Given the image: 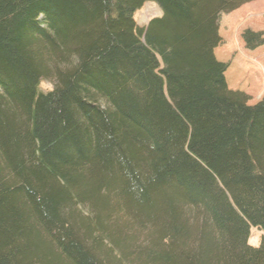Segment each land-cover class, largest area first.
<instances>
[{
	"label": "trees",
	"instance_id": "trees-1",
	"mask_svg": "<svg viewBox=\"0 0 264 264\" xmlns=\"http://www.w3.org/2000/svg\"><path fill=\"white\" fill-rule=\"evenodd\" d=\"M248 1L0 0V264H264V97L215 55Z\"/></svg>",
	"mask_w": 264,
	"mask_h": 264
},
{
	"label": "rangeland",
	"instance_id": "rangeland-1",
	"mask_svg": "<svg viewBox=\"0 0 264 264\" xmlns=\"http://www.w3.org/2000/svg\"><path fill=\"white\" fill-rule=\"evenodd\" d=\"M137 16L138 26L146 27L152 18L161 16V10L150 2ZM246 29L264 31V0H249L222 17L223 44L215 50L217 60L230 63L226 76L229 88L247 94L249 104L254 105L264 97V46L255 51L246 50L241 37ZM53 86L52 81H42L41 91L48 92ZM261 240L262 234L253 229L250 245L257 246Z\"/></svg>",
	"mask_w": 264,
	"mask_h": 264
}]
</instances>
